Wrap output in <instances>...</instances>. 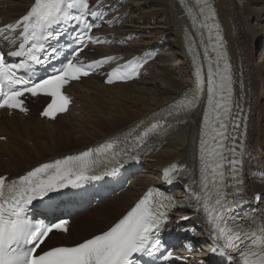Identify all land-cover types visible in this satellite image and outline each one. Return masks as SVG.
<instances>
[{"label":"snow or ice","instance_id":"1","mask_svg":"<svg viewBox=\"0 0 264 264\" xmlns=\"http://www.w3.org/2000/svg\"><path fill=\"white\" fill-rule=\"evenodd\" d=\"M103 3L104 0H96L94 4H90V0H33L26 14L0 27V39L15 48L7 54L0 50V109L27 113L21 97L28 93L33 97L44 94L51 98L41 113L44 117L55 119L58 113L68 110L71 99L64 93V87L116 59L107 56L87 64L76 59L87 43L106 42L90 34L99 25L88 20V17L94 21L104 18ZM180 3L185 5L195 35L203 37L207 30L208 43L216 54L213 61L205 46L206 79L197 66L195 89L168 105L153 121L141 122L121 136L79 154L43 163L16 179L0 176V264H140L139 257H157V254L170 264L176 257L171 249L164 250L160 233L170 219L169 210L184 206L185 201L196 211L202 210L216 245L214 253L226 257L228 264H264V217L257 220L236 214L237 208L249 202L243 195L244 146L241 143V151L237 152L234 144L237 138L229 135L233 81L230 64L221 51L217 13L211 0H194V7L187 6L185 0ZM69 26L76 33L74 36L67 32ZM66 33L78 45L72 58L65 57L66 62H61L59 68L54 67L52 74L37 78V66H45L50 57L55 58L60 53L51 41L58 42ZM195 43L193 38L189 43L190 52ZM200 43L204 41L201 39ZM9 57L19 58V62H9ZM141 66L139 58H133L108 73L106 83L127 82ZM205 97L198 176L187 166L176 163L163 173L168 183L182 175L188 179L184 197L177 199L149 189L106 231L73 246H55L38 252L53 231H68V221L35 220L29 215L35 201L115 174L117 166H122L126 159H138L141 152L150 148V138L167 135L173 121L186 122L184 118L193 113ZM231 126L233 130L240 128L238 117L231 121ZM253 175L264 178V172ZM253 199L259 200L261 196L256 194Z\"/></svg>","mask_w":264,"mask_h":264},{"label":"bare ground","instance_id":"2","mask_svg":"<svg viewBox=\"0 0 264 264\" xmlns=\"http://www.w3.org/2000/svg\"><path fill=\"white\" fill-rule=\"evenodd\" d=\"M213 1L224 32L234 72L236 98L233 114L235 115L234 119L239 118L241 125L239 129H236L237 139L234 144L238 152L242 143V132L246 125L244 155L251 161V166H254L253 170L264 171V127L262 125L264 121V97L262 95L264 92V61L258 62L254 59L256 48L264 44V40L260 41V35L254 32L260 17L258 11H264V0ZM150 2H155L156 6H152L144 14H140L141 11L137 12L140 14H137L138 20L146 18L148 24L139 26V21L134 23L133 20L129 24L133 26L127 27L129 18L128 21L123 20L127 13L133 14L139 7ZM32 3L33 0H3L0 3V27L22 17ZM118 7L121 9L114 12ZM249 8H253L255 12ZM103 10L110 11L108 17L116 24L121 22L122 26L113 30L104 28L103 31L96 34H101L109 41L113 39L110 37L113 34L116 38L112 42L118 44L130 37H135L138 41L131 43L126 48L108 46V44L100 49L91 48L83 55L84 58L98 60L102 57L116 56L118 59L113 60V63H121L136 55L142 58L147 53L160 51L161 55L159 53L157 55L159 60L156 59V62L148 64L138 81L135 80L128 84L106 86L103 84L101 76H91L83 79L80 83H74L69 89L75 98L74 107L64 116H58L55 121H45L39 116L33 120L36 109L41 104L42 107L45 104V100L40 97L29 101L32 112L28 116L2 113L0 116V137H5L6 140L0 142V172L3 170H7V172L1 173L0 176L10 175L11 178H17L43 163L94 148L110 138L121 136L141 122H147L146 120L150 116L162 113L172 102L189 94L194 78L191 73L190 61L184 52V46L185 38L189 33H192L193 27L180 0H104ZM160 15H162L161 18L153 19V16L159 17ZM152 20H156L157 25L152 26L151 23H154ZM143 29L152 31L147 34L138 32ZM170 33L172 36H169ZM165 48H168L169 51L167 55L162 53ZM170 53L172 56L178 57L179 61L173 62L174 58L169 56ZM139 84L146 86L152 84L159 88L158 90L141 88L138 87ZM205 107L206 97L193 113L184 118L186 122L173 121V127L169 129L166 139L157 144L151 154L143 156L138 164L129 169L130 174L142 170L139 175L131 179L132 189L124 190L120 196L113 197L98 204L91 211L81 214L88 216L93 221L85 216V218H80L77 229L73 224V229L68 233V235L76 234L77 237L71 240L67 239L65 242L67 244H57V241H53L49 248L73 246L79 243L78 239L83 238L87 233L89 236L90 232L101 229L105 221L111 222L118 213L122 212V215L126 213L138 199L143 197L149 187L155 185L154 175L150 174H155V177L161 176L164 169L176 163L187 166L198 176L196 170L199 163V139ZM74 112L82 113L76 121L70 119ZM64 120H67L68 123L66 124ZM61 123L63 124L60 125ZM58 124L59 126H57ZM73 135H77L78 139H84V141L80 140L82 143H79V146L81 147L73 149L74 151L71 150L69 153H58V151H62L59 146H62L64 141H72ZM50 140L54 141L56 146L51 147L48 143ZM25 144L32 149L35 148L36 151H32ZM48 153L50 156L46 157ZM2 158H6L8 161L5 162ZM34 163L36 164L34 165ZM246 188L248 197L253 198L256 194H262L263 200L256 205V209L264 213V185L256 179L248 177ZM178 189L175 194H182L183 191ZM163 193L167 192L163 190ZM92 211L94 214L95 211L97 212L93 218L90 214ZM196 214L198 212L195 210H184L177 212L175 218H172L174 222L181 221V227H190L197 231L191 241L194 247L199 248L200 251H193L188 257L183 256L188 255L186 250L178 251L183 254L182 259L188 260V264H196L203 260L210 261V253L213 249L206 229L199 227L205 222L204 214L200 212L197 218ZM104 215L109 216L103 219ZM184 217L191 218L184 221ZM187 223L189 224L187 225ZM52 234L47 239L48 243L54 236L59 235ZM60 236L65 235L60 234ZM209 264L218 263L210 261Z\"/></svg>","mask_w":264,"mask_h":264},{"label":"rangeland","instance_id":"3","mask_svg":"<svg viewBox=\"0 0 264 264\" xmlns=\"http://www.w3.org/2000/svg\"><path fill=\"white\" fill-rule=\"evenodd\" d=\"M92 2H94V0H91ZM130 1H132V0H130ZM125 5V4H124ZM152 6H156V4H155V2H150L149 4H147V5H144V6H142V7H139L138 8V10H136L133 14H135V15H133V14H131L130 12L129 13H127V15L124 17V21H128V18H129V22L126 24V26L127 27H132L133 25H129L130 24V22L131 21H133L134 23L135 22H138L139 20H138V16H137V14H139V13H137V12H140V14L141 13H146V11H148V9L150 10L151 8H152ZM254 6V5H253ZM122 7H123V5H122ZM250 7H252V6H250ZM119 9H121L120 7H118L117 9H115L114 10V12H116V11H118ZM145 9V10H144ZM251 11H253V12H255L254 10H253V8H249ZM145 11V12H144ZM258 13H260V17H259V21H258V26H256L255 28H254V32L255 33H258L259 35H260V41L261 42H263V40H264V11L263 10H261V11H258ZM139 14V15H140ZM134 16V17H133ZM136 16V17H135ZM143 17V16H142ZM162 17V15H160L159 17L158 16H153V19H158V18H161ZM105 20H110V18L107 16L106 17V19ZM122 20V21H123ZM154 23H151L152 24V26L154 25V24H156L157 25V22H156V20H152ZM143 22V24H141ZM253 22H255V20H253ZM146 24H148V19H146V18H142V20L141 21H139V26H144V25H146ZM122 26V24H121V22H119V23H117L116 24V22L114 21V24H112L111 26H109L108 28H107V30H113V29H115V28H117V27H121ZM144 29H146V28H144ZM140 30V31H138L139 33L141 32V33H145V34H147V32H150V31H152L151 29H147V30ZM169 36H172V34L170 33V35ZM110 37H113V39L112 40H115V38L116 37H114V35L112 34V36H110ZM165 38V37H164ZM167 38V37H166ZM143 39H145V38H143ZM111 40V41H112ZM131 41V42H130ZM136 41H138V40H136V38L135 37H130V38H127L125 41H120L119 42V44L118 43H115V42H111V45L112 46H117V47H128L131 43H133V42H136ZM261 42H260V44H261ZM111 45H109V46H111ZM163 51V50H162ZM156 53V52H155ZM158 53L161 55V53H160V51L159 52H157L156 53V57H157V55H158ZM163 54H166L167 55V53L169 54V51H168V48H165V50L162 52ZM163 56H165V55H163ZM170 57H173L174 59H172L173 60V62H178L179 61V59H178V57H176V56H172V54L170 53V55H169ZM156 59H158L159 60V56L156 58ZM155 59V60H156ZM254 59L255 60H257L258 62L259 61H264V44L262 45V46H259V47H257L256 48V51H255V53H254ZM154 60V62H156ZM181 66V65H180ZM147 69V68H146ZM182 70H183V68H182ZM138 87H141V88H151V89H155V90H158V88H159V86H157V85H155V86H153L152 84L151 85H149V86H146V85H141V84H139L138 85ZM263 97H264V92H263ZM46 102V101H45ZM30 106H31V104H30ZM41 107H42V104H41V106L40 107H38L37 109H36V111H35V117H34V119L33 120H36L37 118H38V114H39V112H40V110H41ZM82 115V113H80V112H74L72 115H71V117H70V119H75V121L77 120V119H79V117ZM64 122L67 124L68 123V121L67 120H64ZM63 123H61L60 125H62ZM262 125H263V127H264V121L262 122ZM57 126H59V124L57 125ZM61 127V126H60ZM70 132V131H69ZM67 133V132H66ZM74 136V137H73ZM72 137L74 138H72V141H64L62 144V146L60 145L59 147H60V149H62V151H58V153H60V154H64V153H69L71 150L72 151H74L73 149H79L81 146H79V143H82L81 141H84V139H78V137H77V135H73ZM76 138V139H75ZM108 138V137H107ZM81 140V141H80ZM0 142H4V141H0ZM20 142H22L23 143V141H20ZM48 143H50V146L51 147H54V146H56V144L54 143V141H48ZM53 143V144H52ZM78 144V145H77ZM69 145V146H68ZM76 145V146H75ZM25 146H27L29 149H31L32 151L33 150H35L36 151V149L35 148H30V146L29 145H26L25 144ZM67 146V147H66ZM75 146V147H74ZM48 156H50V153H48V154H46V157H48ZM3 159V158H2ZM5 162L6 161H8L6 158L5 159H3ZM35 162V161H34ZM36 163H34V165H35ZM28 169V168H27ZM141 171L142 170H140L139 172H136V173H134V174H132L131 176H130V179H129V181H128V189H132V185H130V181H131V179H133L134 177H136V175H139L140 173H141ZM3 172H7V170H3V171H1L0 172V174L1 173H3ZM151 176L152 175H154V180H155V182L156 183H158V182H160V180H159V178H157V177H155V174H150ZM155 183V184H156ZM130 185V186H129ZM109 202V201H108ZM107 202V203H108ZM96 210V209H95ZM89 211H91V210H89ZM97 211V210H96ZM95 211V214H97V212ZM124 212V211H123ZM89 214V213H88ZM87 214V215H88ZM92 216H91V218H93V216L95 215L94 214V211H92L91 213H90ZM85 217H87L88 218V216H86V215H84ZM84 216H82L81 214L80 215H78L77 217H75L74 218V221H75V224H74V228L75 229H77V227L79 226V224H80V218H83ZM107 216H109V215H104L103 216V219H105V217H107ZM122 216V212L119 214H117V217H115L111 222H104L103 223V226H102V228L101 229H98V230H94V231H92V232H90L89 233V236H88V233L86 234V236L84 235L83 236V238H79L78 239V241L79 242H81V240H83V239H87V238H89V237H91L93 234H95V233H98V234H100L102 231H105V229H107L112 223H114V222H116L120 217ZM84 217V218H85ZM90 221H93V219H90V218H88ZM75 237H77L76 236V234L75 235H73V233H71L70 235H67V236H60V235H56V236H54V238H52V241H50L49 243H48V245H47V247L46 248H49L51 245H52V242L53 241H57L58 243L57 244H67V243H65L66 241H67V239H69V240H71V239H74ZM77 241V242H78ZM69 244H71V243H69ZM73 244H75V243H73ZM195 252L196 251H199L198 249H195L194 250ZM182 255V254H181Z\"/></svg>","mask_w":264,"mask_h":264}]
</instances>
